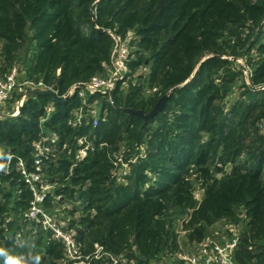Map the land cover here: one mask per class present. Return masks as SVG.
<instances>
[{
  "label": "trees",
  "instance_id": "obj_1",
  "mask_svg": "<svg viewBox=\"0 0 264 264\" xmlns=\"http://www.w3.org/2000/svg\"><path fill=\"white\" fill-rule=\"evenodd\" d=\"M109 32L134 33L116 106L149 115L168 95L162 111L144 119L96 93L97 125L87 108L73 126L83 105L75 92L62 103L28 97L0 120V248L24 264L37 254L69 264L62 244L25 220L33 195L18 167L33 169L34 143L56 134L42 162L55 186L44 207L69 219L84 255L98 244L122 264H155L181 249L179 222L187 246L226 221L243 225L236 263L264 264V0H0V79L17 66L66 96L106 73Z\"/></svg>",
  "mask_w": 264,
  "mask_h": 264
},
{
  "label": "built area",
  "instance_id": "obj_2",
  "mask_svg": "<svg viewBox=\"0 0 264 264\" xmlns=\"http://www.w3.org/2000/svg\"><path fill=\"white\" fill-rule=\"evenodd\" d=\"M109 35L114 41V48L110 64L106 66V73L93 77L87 83L74 85L69 93L63 96V98H70L73 93L77 92L78 97L83 101L82 108L75 113L76 119L72 122L73 126L81 124L84 111L87 108H89L87 114L93 117V124L96 126L98 111L92 109V106L89 107V96L96 93L111 96L116 83L124 80L130 73L129 64L132 60L134 33L129 32L125 37L113 32H109ZM140 71L138 73L148 74L147 68H144L143 72ZM38 88L49 87L42 81L25 78L19 67H13L4 78L0 79V120L18 116L19 110L26 100H22V97L31 90ZM15 95L22 97L20 100L15 101L14 111L10 113L6 109L9 108L10 102L15 99ZM47 112L49 115L52 108H48ZM259 129L264 135V123L259 124ZM58 140L59 137L56 134H51L44 135L34 143L33 169H28L22 159L18 160L19 170L33 195L30 208L24 213L25 220L40 224L42 230L51 234L54 240L60 242L64 248L66 262L69 264H90L93 260H100L104 257L110 259V264H122L121 258H115L106 253L103 247L98 244L95 245V252L92 255H84L77 240L76 231L69 227V219L60 214L59 208L49 211L44 207L47 196L52 194L55 186L46 181L42 162L53 151ZM79 142L84 145L85 140L81 139ZM87 148L86 146L80 151L79 160L86 156ZM60 199L59 196L54 197L55 201ZM239 245L240 226L231 225L227 237L223 239L207 238L200 244L187 245L186 250L181 248L176 252H168L155 264H237L236 253Z\"/></svg>",
  "mask_w": 264,
  "mask_h": 264
},
{
  "label": "water",
  "instance_id": "obj_3",
  "mask_svg": "<svg viewBox=\"0 0 264 264\" xmlns=\"http://www.w3.org/2000/svg\"><path fill=\"white\" fill-rule=\"evenodd\" d=\"M92 30L95 31V32H102L103 30L101 29H98V28H95L94 26H92ZM44 95H48V96H51L52 99L57 102V103H62V102H65L67 101L69 98H63V97H59L57 95V93H55L54 91H52L51 89L49 88H38V89H34V90H31L30 92H28L27 94H25L23 97H22V100H25L27 99L28 97H36V96H44ZM168 98V95L162 97L156 104L155 108L151 111V113L149 115H144L142 111H136V110H133V109H120L116 106L114 100H113V94H111V100H112V104L117 108L119 109L121 112L123 113H126V114H134V115H138V116H141L143 117L144 119H148L150 117H153V116H156L158 114H160V112L162 111L163 109V106L166 102ZM20 112V110H19Z\"/></svg>",
  "mask_w": 264,
  "mask_h": 264
},
{
  "label": "rangeland",
  "instance_id": "obj_4",
  "mask_svg": "<svg viewBox=\"0 0 264 264\" xmlns=\"http://www.w3.org/2000/svg\"><path fill=\"white\" fill-rule=\"evenodd\" d=\"M241 64L244 65V62L241 61ZM144 69H142L140 72H143ZM240 92H237L235 95L231 96L227 101L228 102H232L235 99L238 98ZM9 108H7L6 110H8ZM260 123H264V121H261ZM259 123V124H260ZM195 198L197 201H200L202 199V191L200 189H197V191L195 192ZM233 224H230L226 221L223 222H219L218 224H216L215 226H213L210 231H209V236L208 238H217V239H223L225 237H227L229 235V229L230 226ZM243 225H240V236L242 235V227ZM178 234H179V240L181 242V248L183 249H187L185 243V232L182 230V226L181 223L179 222L178 225ZM261 262H264V259H262Z\"/></svg>",
  "mask_w": 264,
  "mask_h": 264
},
{
  "label": "clouds",
  "instance_id": "obj_5",
  "mask_svg": "<svg viewBox=\"0 0 264 264\" xmlns=\"http://www.w3.org/2000/svg\"><path fill=\"white\" fill-rule=\"evenodd\" d=\"M0 170H3V165H0ZM0 257L4 258V264H24L21 256L10 254L7 249L0 248ZM41 257L37 254L31 256L32 264H41Z\"/></svg>",
  "mask_w": 264,
  "mask_h": 264
}]
</instances>
